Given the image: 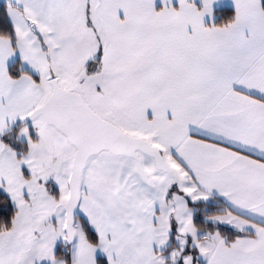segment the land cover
I'll return each instance as SVG.
<instances>
[{"label":"snow or ice","instance_id":"snow-or-ice-1","mask_svg":"<svg viewBox=\"0 0 264 264\" xmlns=\"http://www.w3.org/2000/svg\"><path fill=\"white\" fill-rule=\"evenodd\" d=\"M0 264H264V0H0Z\"/></svg>","mask_w":264,"mask_h":264}]
</instances>
